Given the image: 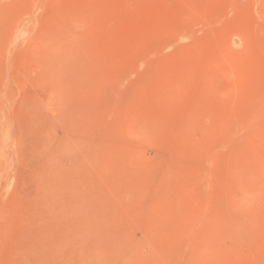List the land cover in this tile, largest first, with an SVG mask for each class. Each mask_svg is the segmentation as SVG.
<instances>
[{"label":"rangeland","instance_id":"374dc122","mask_svg":"<svg viewBox=\"0 0 264 264\" xmlns=\"http://www.w3.org/2000/svg\"><path fill=\"white\" fill-rule=\"evenodd\" d=\"M0 264H264V0H0Z\"/></svg>","mask_w":264,"mask_h":264}]
</instances>
